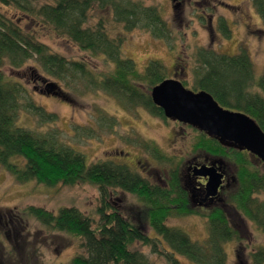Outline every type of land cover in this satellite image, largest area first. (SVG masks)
Masks as SVG:
<instances>
[{
	"label": "trees",
	"instance_id": "16d2710c",
	"mask_svg": "<svg viewBox=\"0 0 264 264\" xmlns=\"http://www.w3.org/2000/svg\"><path fill=\"white\" fill-rule=\"evenodd\" d=\"M249 1L264 26V0ZM0 8L18 10L37 20L79 49L101 55L112 69L104 75H95L83 61L69 60L50 51L2 11L0 67L6 64L14 71L29 69L36 82L44 85L45 92L57 89L61 94L68 92L67 87L76 91L81 80L125 106H142L165 118L150 97L151 88L168 79L162 62L149 59L141 71L132 58L123 55L122 36L109 35L101 19L87 25L90 11L96 8L109 11L112 20L124 31L138 28L155 38L166 39L170 28L160 7L140 0H52L39 4L33 0H0ZM217 28L224 38H229L230 28L221 16ZM191 61V82L182 80L184 86L206 91L222 107L247 114L264 132V71L255 77L244 46L235 54L200 46L192 53ZM21 114L36 117L39 128L19 125ZM56 119L54 113L34 101L28 83L15 73L6 75L0 71V165L20 183L34 180L48 187L87 183L99 191L101 206L96 210L99 216L96 224L74 206H62L56 213L36 206L24 209L43 226L81 240L79 247L83 253L75 254L68 264H151L145 254L131 249L135 243L148 247L150 253L163 258L166 264H226V245L243 239L229 224L224 206L233 207L264 232V199L258 197L264 193V171L248 160L247 151L221 145L198 131L193 145L196 153L217 160L224 167L230 161L234 170L228 174L218 201L202 212L206 217V237L193 240L183 229L167 223L170 216L201 213V208L192 201L189 184H184V166L180 171L170 172L164 184H151L127 163L111 160L88 163L83 153L62 142L59 129H42L43 124L54 123ZM153 151L158 153L155 148ZM117 189L136 196L142 208L120 211L111 206L110 193ZM145 223L153 234L142 229ZM247 258L249 264H264V247L254 248Z\"/></svg>",
	"mask_w": 264,
	"mask_h": 264
},
{
	"label": "rangeland",
	"instance_id": "374dc122",
	"mask_svg": "<svg viewBox=\"0 0 264 264\" xmlns=\"http://www.w3.org/2000/svg\"><path fill=\"white\" fill-rule=\"evenodd\" d=\"M140 1L163 10L170 28L166 39L155 38L138 28L124 31L107 10L93 8L87 21V25L92 26L101 19L109 35L122 36L123 55L132 58L139 70L142 71L149 59H159L167 77L191 82V58L197 47L235 54L244 46L253 63L255 77L264 71V26L249 0ZM43 2L52 0H33L34 4ZM0 11L45 43L50 51L69 60L83 61L95 75H104L112 69L101 55L94 56L79 49L69 39L53 34L20 11L11 8H0ZM220 16L230 28L229 38H224L218 31ZM0 71L6 75L15 73L28 83L34 101L57 116L54 123L43 124L42 129H59L62 142L83 153L88 163L124 162L149 183L164 184L170 172L182 170L188 161L205 159L193 146L198 136L195 128L155 116L142 106H125L102 90L84 85L81 80L76 91L67 87L68 92L59 94L57 89L55 92L42 91L44 85L36 82L27 68L14 71L4 64ZM18 124L31 129L40 126L36 117L26 114H21ZM154 148L158 153L153 151ZM247 157L264 171V163L258 158L250 154ZM226 164L227 173L231 175L234 164L230 161ZM258 197L263 200L264 193ZM99 199V191L94 185L78 183L48 187L34 180L20 183L0 165V264H68L75 254L83 253V248L79 247L81 240L67 232L43 226L24 209L36 206L56 213L62 206H74L96 224L99 219L96 210L101 206ZM108 202L120 211L142 208L136 196L119 189L110 193ZM224 208L229 224L243 239L226 245V264H239L240 260L249 264L248 253L258 246L264 247V232L233 207ZM204 211L170 216L167 223L183 229L193 240H202L207 234ZM142 229L153 234L146 223ZM131 249L145 254L151 264H166L146 246L135 243Z\"/></svg>",
	"mask_w": 264,
	"mask_h": 264
},
{
	"label": "water",
	"instance_id": "95a60500",
	"mask_svg": "<svg viewBox=\"0 0 264 264\" xmlns=\"http://www.w3.org/2000/svg\"><path fill=\"white\" fill-rule=\"evenodd\" d=\"M150 97L166 118L195 128L221 145L245 150L264 163V132L247 114L224 108L208 92H194L171 78L154 85ZM217 162L193 168V174L206 178L205 198L218 195L223 173Z\"/></svg>",
	"mask_w": 264,
	"mask_h": 264
},
{
	"label": "flooded vegetation",
	"instance_id": "af4514ba",
	"mask_svg": "<svg viewBox=\"0 0 264 264\" xmlns=\"http://www.w3.org/2000/svg\"><path fill=\"white\" fill-rule=\"evenodd\" d=\"M168 78H170V77H168ZM178 81H180V80H178ZM180 82H182V81H180ZM184 87L194 91L190 87H186V86H184ZM194 92H196V91H194ZM166 119H168V118H166ZM173 121H176V120H173ZM176 122L177 123H181V122H178V121H176ZM216 161H214L213 159L205 158V159H202V160L188 161L184 165L183 174H182L183 178H184L183 179L184 184L186 186H187V183L189 184V187H190L189 189H190L191 196H192V199H193L192 201H193L194 204H196L201 209H208L210 206H212L215 202L218 201V199H219L218 197H219L220 191L222 190V188H223V186L225 184V181H226V179L228 177V173H227L226 168L223 165L220 164V166L222 168L221 171L223 173L222 183H221L220 187L218 188V195L215 198L210 199V198H205L204 197V195H205L204 184L206 182V178L203 177V176H200V175L193 174V168L195 166H199L201 164L210 165L212 163H215Z\"/></svg>",
	"mask_w": 264,
	"mask_h": 264
}]
</instances>
